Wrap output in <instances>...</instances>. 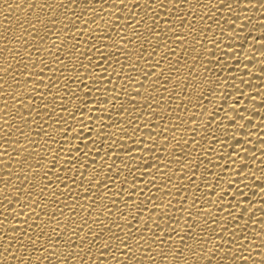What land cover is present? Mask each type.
Returning a JSON list of instances; mask_svg holds the SVG:
<instances>
[{
  "label": "bare ground",
  "instance_id": "obj_1",
  "mask_svg": "<svg viewBox=\"0 0 264 264\" xmlns=\"http://www.w3.org/2000/svg\"><path fill=\"white\" fill-rule=\"evenodd\" d=\"M0 264H264V0H0Z\"/></svg>",
  "mask_w": 264,
  "mask_h": 264
}]
</instances>
